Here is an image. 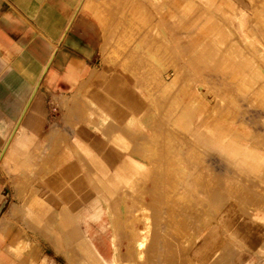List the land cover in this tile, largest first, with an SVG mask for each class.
<instances>
[{
    "label": "rangeland",
    "instance_id": "374dc122",
    "mask_svg": "<svg viewBox=\"0 0 264 264\" xmlns=\"http://www.w3.org/2000/svg\"><path fill=\"white\" fill-rule=\"evenodd\" d=\"M80 12L102 27L98 67L5 155L30 195L0 211V264H102L84 228L109 263L264 264V0Z\"/></svg>",
    "mask_w": 264,
    "mask_h": 264
},
{
    "label": "crops",
    "instance_id": "0c3cea01",
    "mask_svg": "<svg viewBox=\"0 0 264 264\" xmlns=\"http://www.w3.org/2000/svg\"><path fill=\"white\" fill-rule=\"evenodd\" d=\"M85 1L0 0V211L11 206L14 199L9 198L30 195L21 184L18 189L15 186L17 180H24L13 173L21 159L6 153L18 152L30 134L40 132L49 98L66 87L74 90L98 67L102 27L93 16L80 14ZM121 93L130 101L126 92ZM114 94L118 96L119 91ZM90 98L102 104L97 89ZM253 239L258 247L264 241L261 233ZM83 240L86 251L102 264H118V254L109 263L86 228ZM3 242L0 235L1 251ZM18 246L24 249L25 241ZM13 250L19 251L18 247Z\"/></svg>",
    "mask_w": 264,
    "mask_h": 264
},
{
    "label": "bare ground",
    "instance_id": "6f19581e",
    "mask_svg": "<svg viewBox=\"0 0 264 264\" xmlns=\"http://www.w3.org/2000/svg\"><path fill=\"white\" fill-rule=\"evenodd\" d=\"M146 237V236H145ZM144 245V244H143Z\"/></svg>",
    "mask_w": 264,
    "mask_h": 264
}]
</instances>
